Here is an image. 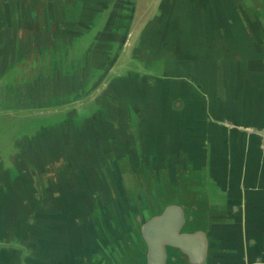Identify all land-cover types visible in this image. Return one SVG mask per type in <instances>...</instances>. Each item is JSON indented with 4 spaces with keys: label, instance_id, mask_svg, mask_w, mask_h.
Masks as SVG:
<instances>
[{
    "label": "water",
    "instance_id": "obj_1",
    "mask_svg": "<svg viewBox=\"0 0 264 264\" xmlns=\"http://www.w3.org/2000/svg\"><path fill=\"white\" fill-rule=\"evenodd\" d=\"M19 112L0 264H264V0H0Z\"/></svg>",
    "mask_w": 264,
    "mask_h": 264
},
{
    "label": "rangeland",
    "instance_id": "obj_2",
    "mask_svg": "<svg viewBox=\"0 0 264 264\" xmlns=\"http://www.w3.org/2000/svg\"><path fill=\"white\" fill-rule=\"evenodd\" d=\"M142 1V0H140ZM28 116H24V113H6V114H0V138L3 139H9L12 134L19 133V131H27L30 126H25V121L23 118ZM32 119H35V116L31 117Z\"/></svg>",
    "mask_w": 264,
    "mask_h": 264
}]
</instances>
